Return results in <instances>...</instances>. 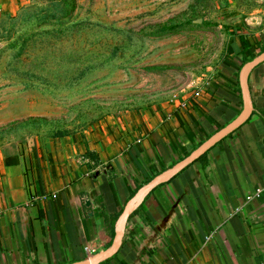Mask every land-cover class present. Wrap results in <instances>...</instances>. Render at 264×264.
<instances>
[{"label": "crops", "instance_id": "obj_1", "mask_svg": "<svg viewBox=\"0 0 264 264\" xmlns=\"http://www.w3.org/2000/svg\"><path fill=\"white\" fill-rule=\"evenodd\" d=\"M26 2L0 0V14L13 16ZM253 30L239 31L187 103L0 149V264H71L109 248L137 190L241 112L239 71L264 51V28ZM248 89L249 119L147 195L117 254L101 264H261L264 62L250 72Z\"/></svg>", "mask_w": 264, "mask_h": 264}, {"label": "rangeland", "instance_id": "obj_2", "mask_svg": "<svg viewBox=\"0 0 264 264\" xmlns=\"http://www.w3.org/2000/svg\"><path fill=\"white\" fill-rule=\"evenodd\" d=\"M264 0H27L0 14V149L187 103Z\"/></svg>", "mask_w": 264, "mask_h": 264}, {"label": "water", "instance_id": "obj_3", "mask_svg": "<svg viewBox=\"0 0 264 264\" xmlns=\"http://www.w3.org/2000/svg\"><path fill=\"white\" fill-rule=\"evenodd\" d=\"M264 62V51L246 62L240 69L238 74V85L241 92L242 98V110L239 115L231 121L229 124L224 126L218 132L214 133L206 141H204L199 147L193 150L186 158L174 164L166 171L160 173L151 179L146 185L142 186L134 196L127 201L117 222L114 226V235L109 248L105 251L95 254L83 261L74 262L71 264H101L106 260H109L117 254L125 232L126 224L129 217L137 209L142 200L149 195L156 187L169 182L181 171L187 168L189 165L197 161L202 155L209 151L213 146L218 144L221 140L226 138L228 135L233 133L239 127H241L252 114V104L249 96L248 89V77L250 72L255 69L258 65Z\"/></svg>", "mask_w": 264, "mask_h": 264}, {"label": "trees", "instance_id": "obj_4", "mask_svg": "<svg viewBox=\"0 0 264 264\" xmlns=\"http://www.w3.org/2000/svg\"><path fill=\"white\" fill-rule=\"evenodd\" d=\"M59 137H62V136H59ZM206 154L202 155L197 161H201L205 158Z\"/></svg>", "mask_w": 264, "mask_h": 264}, {"label": "built area", "instance_id": "obj_5", "mask_svg": "<svg viewBox=\"0 0 264 264\" xmlns=\"http://www.w3.org/2000/svg\"><path fill=\"white\" fill-rule=\"evenodd\" d=\"M199 95V94H198ZM197 95V96H198ZM86 253L89 254V250L88 249H85ZM261 264H264V260L261 262Z\"/></svg>", "mask_w": 264, "mask_h": 264}]
</instances>
